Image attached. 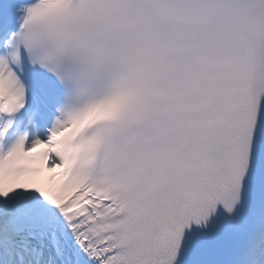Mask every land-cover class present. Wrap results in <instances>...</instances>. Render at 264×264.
<instances>
[{
    "label": "snow or ice",
    "instance_id": "snow-or-ice-1",
    "mask_svg": "<svg viewBox=\"0 0 264 264\" xmlns=\"http://www.w3.org/2000/svg\"><path fill=\"white\" fill-rule=\"evenodd\" d=\"M0 264H264V0H0Z\"/></svg>",
    "mask_w": 264,
    "mask_h": 264
}]
</instances>
